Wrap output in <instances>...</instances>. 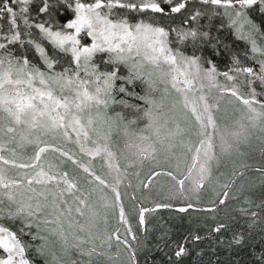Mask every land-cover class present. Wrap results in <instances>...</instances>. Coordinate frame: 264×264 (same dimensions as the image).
I'll list each match as a JSON object with an SVG mask.
<instances>
[{"label": "snow or ice", "instance_id": "6c2138e0", "mask_svg": "<svg viewBox=\"0 0 264 264\" xmlns=\"http://www.w3.org/2000/svg\"><path fill=\"white\" fill-rule=\"evenodd\" d=\"M32 2L0 0V18L5 13L10 17L8 34L0 35L7 45H24L17 18L25 27H33L26 15ZM198 2L213 6V15L223 10L237 38L250 43L255 66H244L233 55L228 71L220 72L211 60H205L210 65L205 68L199 57L172 47L189 38H209L208 32L196 29L159 26L161 18L171 19V14L186 10L189 0H57L75 18L56 26L70 31H54L45 23L35 27L54 49L71 54L62 71H54L60 61L50 58L39 43L35 50L46 70L14 56L0 43V264H37V260L101 264L100 257L115 264L122 254L124 264H136V249L128 239L137 241L130 216L135 215L137 225L147 231L146 214L171 207H144L143 200L149 197L137 193H151L161 183L158 178H165L170 198L184 195L190 186L187 191L198 203L213 168L219 172L218 183L220 177L226 178L224 189L245 176L239 169L251 165L244 159L248 153L243 146L250 143L253 132L264 144V44L257 40L259 36L264 41V32L249 19L250 12L264 14V0ZM10 4L19 5V12ZM50 7L55 5L41 0L38 11L51 17ZM114 9L150 15L130 23ZM200 15L197 12L190 19L198 21ZM89 37L87 46L82 41ZM105 53L106 60L101 55L94 61L97 54ZM101 61L110 67L102 70ZM137 82L144 86L143 94L136 91ZM7 134L12 135L5 140ZM29 147L31 152L26 151ZM221 165L231 166L230 179L220 171ZM257 171L264 183V165ZM245 190L242 181L238 191ZM125 196L131 201L128 210ZM228 199L225 191L210 199L209 206L189 202L178 211L216 213ZM242 203L247 207L233 211L248 218L250 229L264 222L260 213L251 210L255 202L250 197ZM255 206L264 211V200ZM110 218L123 226V232L119 226L109 230ZM208 219L215 221L211 232L229 227L215 215ZM201 239L199 234L191 235L192 241ZM242 240L234 235V243ZM188 242L186 237L177 245V259L187 254Z\"/></svg>", "mask_w": 264, "mask_h": 264}, {"label": "trees", "instance_id": "16d2710c", "mask_svg": "<svg viewBox=\"0 0 264 264\" xmlns=\"http://www.w3.org/2000/svg\"><path fill=\"white\" fill-rule=\"evenodd\" d=\"M50 5H55L54 8L50 7L49 11L52 13L50 17L48 13L39 12L38 9L41 5V0H33L29 5V13L27 17L29 22L33 25L32 28H27L23 24L21 18H17V31L22 33L21 39L25 41L21 46L19 42L12 45H7V42L0 39V43H5L8 50L12 52L14 56H19L22 59L27 58L31 62L36 63L42 67V70H46L43 66V62L40 60L39 53L35 50V43L41 44L44 47L45 52L49 54L50 58H55L60 61V64L55 67L54 71H62L64 67L68 66L67 61L71 59V54H65L58 49H54L50 41H48L39 29L35 27L36 24L45 23L47 27H51L54 31H60L64 28H58L56 25H65L75 16L71 9H66L57 4V0H49ZM19 12V5H9ZM167 8V5H165ZM213 6L201 5L198 0H189L186 10H182V13L171 14L172 18L163 17L159 20V26L165 27L166 30L171 29H183L185 31L196 29L200 32H208L209 38L207 40L199 39L192 41L191 38L185 41L183 44H174L172 47L179 49L185 55L190 57H199L203 62L205 68L210 67L205 60H211L216 66L218 71H228L229 66L232 65V57L235 55L241 60L244 66L254 65V62L250 59L253 55L251 53V45L249 42L243 39H238L235 28L231 26L227 17L222 15L223 10L217 9L215 15L212 13ZM117 16L129 19L130 23H136L140 18L150 15V13L140 14L138 16L135 12L126 9H114ZM200 12L198 21L190 19L191 16ZM159 16V14H156ZM188 17L187 19L185 17ZM52 17H55L53 22ZM117 18V17H113ZM249 19H251L260 29L264 32V14L259 11L250 12ZM10 17L5 13L3 18H0V35L8 34ZM27 33H31L28 35ZM175 36V33H172ZM33 40L32 45H28V40ZM220 41L216 47H212L216 41ZM258 43L264 44V41L260 40L257 36ZM226 46V47H225ZM103 56L107 59L108 54H97L94 57V61ZM74 67V64L72 65ZM110 66H106L103 62H100V68L107 70ZM126 74V70H125ZM223 82V77H219ZM136 91L142 93L143 85L139 82ZM116 111H121L118 106H114ZM126 115H129L127 110H123ZM235 118L239 117L238 113L234 114ZM7 134L4 139L7 140ZM12 147V145H8ZM68 147L75 148V145L68 144ZM264 148V144L261 141L255 143H249L243 146L242 150L246 151L248 155L244 158L247 164L251 165L249 168L239 169L245 173L244 177H239L236 180V184L232 185L230 189H224L221 187L227 180L225 177H220L219 183L216 177L219 175L217 170L212 173V178L205 184V187L201 189L199 193L200 200L197 203L193 196V193L186 191L184 195L177 194L175 198H170L169 185L165 178H158L161 183L154 188L151 193L147 190L137 193L138 196H148V199L143 200L144 207H154L156 204H170L171 207L158 208L155 212L147 213V231H144L137 225L135 215L130 216L132 227L137 236V241H132L129 236V242L136 249V264H262V254H264V222L259 223L255 228L250 229L248 227V218L242 217L238 212L233 211L237 207H247L244 205L243 199L245 196L250 197L255 203L252 205V211L260 213V218L264 220V211L261 208L256 207L261 200H264V183L261 182V173L257 171L259 167L264 165V154L261 149ZM26 151L31 152V148H27ZM8 155L7 152L4 153ZM183 167V165H181ZM222 168V170H221ZM220 171L228 173V178H231L232 168L223 167L221 165ZM13 173L16 170H12ZM246 185V190L243 192L238 191L241 182ZM212 182V184H211ZM135 183V182H134ZM250 186V187H249ZM125 188L121 187L123 193ZM131 193L132 189H127ZM228 191L229 199L226 200L224 205H220L217 208L216 213H206L189 209L187 212H180V207L186 206L189 202L196 204L197 207H206L210 199H217V193L221 196L223 192ZM237 197L233 199L232 197ZM126 210L131 207V201L127 196L124 197ZM215 215L218 221L226 222L229 227L223 230L221 233L211 232V227L215 221L208 219V217ZM235 217V219H232ZM121 227L123 232V226L117 225L116 220L109 219V230L114 227ZM199 234L202 239L199 241H192L191 235ZM234 235H240L243 237L241 243L236 244L233 242ZM188 238L189 242L185 245L187 248V254L176 258L174 255L178 244L185 241ZM137 245H139L137 247ZM123 247V246H121ZM110 252L114 254L116 252L115 241H113V247ZM29 253V258H31ZM98 260L101 264H113V261L108 260L106 257H100ZM126 257L122 254L119 261L115 264H124ZM37 264H42L37 260ZM93 264H97L96 260Z\"/></svg>", "mask_w": 264, "mask_h": 264}, {"label": "rangeland", "instance_id": "374dc122", "mask_svg": "<svg viewBox=\"0 0 264 264\" xmlns=\"http://www.w3.org/2000/svg\"><path fill=\"white\" fill-rule=\"evenodd\" d=\"M75 18V17H74ZM73 18V19H74ZM72 19V20H73ZM71 21V20H70ZM69 21V22H70ZM60 31H70V30H67L66 28H64L63 30H60ZM82 43H85L87 46H90V43H91V38L89 37V38H87L86 40H83L82 41ZM238 113V112H237ZM239 114V113H238ZM240 115V114H239ZM257 135H258V133H256V132H253V135H252V138H251V141H250V144L251 143H255V142H257V141H260L259 139H257ZM214 170H216L215 168H213V171ZM221 170H222V168H221ZM213 173V172H212ZM211 184H212V182H211Z\"/></svg>", "mask_w": 264, "mask_h": 264}]
</instances>
